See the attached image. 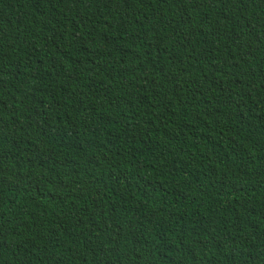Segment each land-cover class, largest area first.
<instances>
[{"label": "trees", "instance_id": "trees-1", "mask_svg": "<svg viewBox=\"0 0 264 264\" xmlns=\"http://www.w3.org/2000/svg\"><path fill=\"white\" fill-rule=\"evenodd\" d=\"M0 264H264V0H0Z\"/></svg>", "mask_w": 264, "mask_h": 264}]
</instances>
